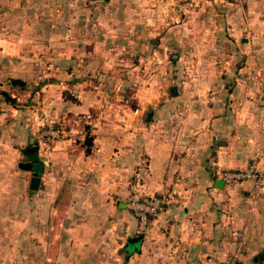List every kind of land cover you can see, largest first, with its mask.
<instances>
[{
	"label": "crops",
	"instance_id": "obj_1",
	"mask_svg": "<svg viewBox=\"0 0 264 264\" xmlns=\"http://www.w3.org/2000/svg\"><path fill=\"white\" fill-rule=\"evenodd\" d=\"M50 44L46 52L56 58L51 71L59 77L73 72L71 62L59 61L70 53ZM2 51L11 59L12 50ZM88 53L103 54L98 48ZM97 59L83 63L87 73H111L114 89L130 91L107 100L103 79L89 75L90 88L80 91L71 79L56 77L50 94H34L32 109L18 92L11 94L13 103L0 96V264H13L11 248L18 249V264H226L235 229L243 230L236 264H261L264 190L253 200L245 181L226 192L217 173L255 161L263 166L255 154L264 155V105L254 92H264V64L258 81L244 65L242 79L167 87L166 81H140L137 66L130 81L119 80ZM43 108L84 139L54 140L46 152L35 138V113ZM19 152L26 155L20 161L44 165L35 190L31 175L18 167ZM135 178L142 192H171L178 201L150 219L128 249L127 240L139 234L126 207L128 182Z\"/></svg>",
	"mask_w": 264,
	"mask_h": 264
},
{
	"label": "rangeland",
	"instance_id": "obj_2",
	"mask_svg": "<svg viewBox=\"0 0 264 264\" xmlns=\"http://www.w3.org/2000/svg\"><path fill=\"white\" fill-rule=\"evenodd\" d=\"M51 33L57 38L51 39ZM50 41L60 53H70L59 61L71 62L73 72L62 71L64 76L59 77L61 73L51 71L56 58L46 52ZM3 48L13 51L11 59L2 55ZM94 48L103 54H89ZM93 58L105 61L103 69L123 81H130L135 66L140 81L160 85L166 81L167 87L197 79L231 81L247 76L244 65H249L250 79L258 81L262 74L257 71L264 64V0H0L3 99L7 100L3 92L10 98L18 92L32 109L34 94H50L49 85L56 77L71 79L80 91L90 88L89 75L93 79L96 75L105 83L101 92L107 100L130 91L129 87L114 89L111 73L104 78V74L87 73L83 66ZM11 79L22 84H12ZM158 89L154 92H161ZM258 90L257 100L264 97ZM17 159L26 155L19 152ZM11 254L13 264H18V249L11 248Z\"/></svg>",
	"mask_w": 264,
	"mask_h": 264
},
{
	"label": "built area",
	"instance_id": "obj_3",
	"mask_svg": "<svg viewBox=\"0 0 264 264\" xmlns=\"http://www.w3.org/2000/svg\"><path fill=\"white\" fill-rule=\"evenodd\" d=\"M258 102L264 105V97L260 96ZM38 130L35 138L42 143L46 152L51 150V143L61 138H71L76 135L77 139L83 140L84 136L79 134L75 127H69L56 123L44 110L37 112ZM256 160H260L263 166H259L257 161L247 166L235 169H220L217 177L223 183L225 191H230L233 187L241 182L248 181L252 185V198L256 200L264 190V155L255 154ZM178 198L171 192L165 194H146L142 192L139 179L135 178L128 182V198L126 207L137 220V231L143 233L150 219H156L164 210L165 206L175 203ZM232 254L226 264H236L241 255L243 247V230L235 229L232 231ZM264 264V260L261 262Z\"/></svg>",
	"mask_w": 264,
	"mask_h": 264
},
{
	"label": "water",
	"instance_id": "obj_4",
	"mask_svg": "<svg viewBox=\"0 0 264 264\" xmlns=\"http://www.w3.org/2000/svg\"><path fill=\"white\" fill-rule=\"evenodd\" d=\"M18 167L31 173V177L29 181V188L31 190L37 189L40 183V178H41L43 167H44L42 161H36V162L20 161L18 163ZM141 238H142V235L131 237L127 240V243L138 242Z\"/></svg>",
	"mask_w": 264,
	"mask_h": 264
},
{
	"label": "trees",
	"instance_id": "obj_5",
	"mask_svg": "<svg viewBox=\"0 0 264 264\" xmlns=\"http://www.w3.org/2000/svg\"><path fill=\"white\" fill-rule=\"evenodd\" d=\"M11 83H12V84H22V81H20V80H18V79H11ZM3 94L5 95V98H6L8 101L13 102V99L10 98V96L7 94V92H3ZM85 143H86V152H89V148H88V146H89V144H90V138H89V137H86V138H85ZM138 235H142V233H139ZM130 238H131V237H130ZM141 239H142V238H141ZM141 239H140V240H141ZM140 240H139V241H140ZM139 241H138V242H139ZM138 242L127 243V244H128V247H127V248H128V249H129V248H132L133 245L136 244V243H138ZM125 248H126V247H125ZM262 254H263V256L261 257V259H262V261H263V260H264V253H262ZM261 259H260V260H261ZM262 261H261V262H262Z\"/></svg>",
	"mask_w": 264,
	"mask_h": 264
}]
</instances>
